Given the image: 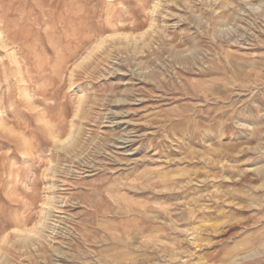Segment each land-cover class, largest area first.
Wrapping results in <instances>:
<instances>
[{
	"label": "rangeland",
	"instance_id": "obj_1",
	"mask_svg": "<svg viewBox=\"0 0 264 264\" xmlns=\"http://www.w3.org/2000/svg\"><path fill=\"white\" fill-rule=\"evenodd\" d=\"M0 264H264V0H0Z\"/></svg>",
	"mask_w": 264,
	"mask_h": 264
},
{
	"label": "bare ground",
	"instance_id": "obj_2",
	"mask_svg": "<svg viewBox=\"0 0 264 264\" xmlns=\"http://www.w3.org/2000/svg\"><path fill=\"white\" fill-rule=\"evenodd\" d=\"M154 6V5H153ZM155 7V6H154ZM142 35V34H141ZM125 39H128V37H124ZM47 217L49 216V213H46ZM47 219V218H46ZM42 222V221H41ZM47 224H48V220H47ZM47 224L43 225L42 229H46L47 228ZM31 230V229H30ZM40 232V231H39ZM53 232V231H52ZM26 233V232H25ZM28 234V233H27ZM29 235V234H28ZM39 236H41L40 234H38ZM30 236V235H29ZM33 236V235H32ZM34 237V236H33ZM27 238V236H26Z\"/></svg>",
	"mask_w": 264,
	"mask_h": 264
}]
</instances>
